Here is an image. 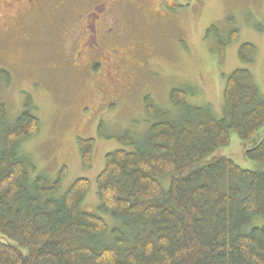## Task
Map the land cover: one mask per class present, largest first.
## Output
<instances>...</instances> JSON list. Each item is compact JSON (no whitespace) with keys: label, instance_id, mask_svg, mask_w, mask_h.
Here are the masks:
<instances>
[{"label":"trees","instance_id":"trees-1","mask_svg":"<svg viewBox=\"0 0 264 264\" xmlns=\"http://www.w3.org/2000/svg\"><path fill=\"white\" fill-rule=\"evenodd\" d=\"M164 3L169 10L180 6ZM235 38L232 31L229 40ZM224 45L219 42L220 58ZM255 53L244 42L238 58L251 63ZM10 81L0 68V88ZM169 101L177 114L144 96L153 122L143 140L124 134L117 139L135 149L104 155L95 177L97 209L116 221L110 227L81 210L87 178H76L57 196L65 166L54 179H30L19 145L40 130L37 107L26 95L10 121L0 101V264H264V225L253 224V217L264 218V173L228 156L207 159L234 131L253 143L242 146L244 157L264 165V135L256 137L264 125V96L251 70L237 68L225 77L221 118L208 106L187 103L181 87L170 90ZM76 144L89 168L95 140L77 138Z\"/></svg>","mask_w":264,"mask_h":264},{"label":"rangeland","instance_id":"rangeland-1","mask_svg":"<svg viewBox=\"0 0 264 264\" xmlns=\"http://www.w3.org/2000/svg\"><path fill=\"white\" fill-rule=\"evenodd\" d=\"M94 1L57 0L52 9L35 13L27 0H0V68L11 75L10 84L0 88V101L10 121L24 108L26 95L37 107L40 130L19 145V153L29 162L30 179L36 174L54 179L65 166L57 196L76 178H87L90 187L81 210L100 215L110 227L116 221L97 209L95 177L107 152L135 149L122 144L119 136L129 134L136 141L143 140L153 122L146 113L144 96L177 114L169 93L173 87H181L186 90L187 103L208 106L221 118L224 80L237 68L251 70L264 96V0H177L180 6L175 10H169L165 0H149L146 5L152 15L139 18L132 8L136 4L107 1L109 20L129 31L106 41L127 57L111 56V73L99 57L90 62L88 54L98 47L81 45L79 40L82 28L78 22L93 10L82 9ZM211 26L214 29L207 31ZM115 31L110 26L107 36ZM232 31L237 38L230 41ZM99 33L106 38L105 31ZM219 42L225 44L223 58ZM244 42L256 48L251 63L238 58ZM148 44L150 55L139 47ZM77 48L81 53L72 61ZM262 135L264 125L256 137ZM77 138L95 140L89 168L81 164ZM252 144L230 131L229 143L216 148L207 159L228 156L243 169L264 173V165L243 155L242 146ZM253 224L264 225V218L253 217Z\"/></svg>","mask_w":264,"mask_h":264},{"label":"flooded vegetation","instance_id":"flooded-vegetation-1","mask_svg":"<svg viewBox=\"0 0 264 264\" xmlns=\"http://www.w3.org/2000/svg\"><path fill=\"white\" fill-rule=\"evenodd\" d=\"M30 4V10L31 12H41L43 9L47 8H53L56 4L57 0H27ZM116 2L118 0H95L93 3L85 5L82 11L86 12L87 9L93 8V10L88 14V17H85L84 20H81L78 22L77 26H80L82 28L81 36H79V40H82L81 43H89L91 45H96L98 48L95 51H92L88 54L85 50V54L90 55V62L95 59V57H99L104 62V69L107 70L108 73L112 72V67L110 63V57L111 56H117L119 58H124L126 60L127 57L125 52L118 51L116 49L115 44L112 42L110 44H106L107 40L115 39V38H121L125 36V33H128L129 31L126 29V26L118 27L116 24L111 22L109 20L108 16V7L106 6V2ZM125 1L126 3H134L136 6H132V8L137 10L136 18L143 17V16H150L152 15V10H150V5H146L147 1L149 0H122L119 2ZM160 7V5H159ZM114 27L116 30L113 34H109L107 36V31L109 27ZM88 32H86V29ZM100 31H105L106 38L102 39L99 33ZM95 40V44L92 42V40ZM86 45L85 49L89 46ZM140 48H144V52L150 55L152 47L148 45H140ZM139 50V49H138ZM137 51V50H136ZM81 51L79 48L75 50L74 56L72 58V61L76 59V57L79 56ZM75 64V63H73ZM87 66V64H86ZM131 82H133V78H130ZM114 88V83H111V85Z\"/></svg>","mask_w":264,"mask_h":264}]
</instances>
